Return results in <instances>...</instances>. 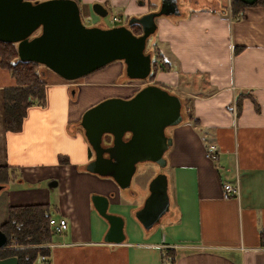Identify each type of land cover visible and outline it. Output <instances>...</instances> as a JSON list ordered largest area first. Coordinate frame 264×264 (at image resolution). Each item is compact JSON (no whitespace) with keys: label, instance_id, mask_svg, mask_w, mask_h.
Segmentation results:
<instances>
[{"label":"crops","instance_id":"0c3cea01","mask_svg":"<svg viewBox=\"0 0 264 264\" xmlns=\"http://www.w3.org/2000/svg\"><path fill=\"white\" fill-rule=\"evenodd\" d=\"M77 1L86 10L95 2L108 3L122 19L157 10L162 2ZM230 3L177 0L179 14L157 18L155 45L169 65L157 72L153 83L181 99L190 98L199 120H184L169 134L173 143L165 157L173 177L166 174L175 206L173 210L170 205L164 216L168 221L159 222L160 237L157 233L146 236V241L134 240L130 228L151 232L155 227L146 230L135 216L146 198L124 193L112 178L86 170L94 155L81 129L83 113L105 98L135 93L127 85L126 71L118 81L120 61L100 69L111 75L105 83L96 81L100 70L74 81L46 82V104L29 109L18 133L8 132L4 120V89L15 81L0 83V166L19 169L17 178L0 190V227L11 206L51 203L53 216L68 220L67 230L51 243V264H166L162 258L166 248L175 251L173 264H264V5L233 18ZM241 93L246 97L237 114ZM32 111L40 115L35 118L37 127L29 131L26 121ZM212 145L216 153L211 156ZM61 157L68 161L61 162ZM54 182L60 188L57 204L51 202L48 189ZM226 183L238 187L239 193L227 197ZM94 193L108 196L109 211L124 217L122 243L105 241L109 223L95 209ZM123 198L132 199L127 211L119 203ZM180 226L186 228L184 242L176 241Z\"/></svg>","mask_w":264,"mask_h":264},{"label":"water","instance_id":"95a60500","mask_svg":"<svg viewBox=\"0 0 264 264\" xmlns=\"http://www.w3.org/2000/svg\"><path fill=\"white\" fill-rule=\"evenodd\" d=\"M92 10L99 17L108 14L107 7L99 2ZM173 14H179L177 0H162L158 10L132 16L124 25L88 26L77 0H0V41L16 43L20 60L41 64L67 81L115 61L124 62L129 79L144 80L152 72V54L146 49L149 37L157 31V18ZM133 24L141 26V34L131 30ZM184 120L181 97L158 84H148L131 97L99 101L85 110L80 121L94 152L86 170L129 189L140 163L153 162L161 169L167 166L165 154L173 143L167 128ZM107 136L111 141L106 142ZM148 189L135 213L146 230L170 211L168 175L160 171ZM91 200L109 223L105 241L122 243L126 238L124 217L109 211L108 196L94 193ZM7 245L8 236L0 228V249ZM0 264H19V260L16 256L0 258Z\"/></svg>","mask_w":264,"mask_h":264},{"label":"trees","instance_id":"16d2710c","mask_svg":"<svg viewBox=\"0 0 264 264\" xmlns=\"http://www.w3.org/2000/svg\"><path fill=\"white\" fill-rule=\"evenodd\" d=\"M258 5H264V0H256L254 4H247L242 0H231L230 14L233 18H241L247 8ZM126 20L128 22L129 17ZM130 28L135 34L142 32L139 24H133ZM155 48L157 53L152 56V72L148 79H154L157 72L164 71L169 65L157 45ZM40 65L20 60L16 43L0 41V68L8 70L15 81L14 86L4 89V120L8 132H21L29 109L36 103L42 106L46 104V82H44L43 72L38 69ZM244 97L246 95L242 93L237 97V114L242 111ZM182 101L185 118L193 119L197 123L199 120L194 118L191 99L187 97ZM255 105L259 110V104L255 102ZM82 131L84 132L83 129ZM90 155L93 156L92 150ZM62 161L67 162L68 159L61 157ZM18 170L8 165L0 166V185H7L16 179ZM53 211L51 203L11 206L7 221L0 227L8 236L7 248L0 249V258L16 256L19 264H42L41 256L50 255L51 250L48 245L53 243L56 235L60 234L50 223ZM261 245L264 246V230L261 231ZM162 258L163 263L173 264L174 249L162 250Z\"/></svg>","mask_w":264,"mask_h":264},{"label":"rangeland","instance_id":"374dc122","mask_svg":"<svg viewBox=\"0 0 264 264\" xmlns=\"http://www.w3.org/2000/svg\"><path fill=\"white\" fill-rule=\"evenodd\" d=\"M96 3V2H95ZM101 3V2H100ZM101 4H103L105 7L109 8V11H108V14L107 16L105 17H99L98 15H96L94 13V11L92 10H86L85 8L81 7V14H82V18H83V22L88 25V26H92V25H99V26H102V27H114L116 25H124L127 23V17L123 18V22H114L113 21V17L114 15L116 14V12L113 10V9H110V4H106L104 2H102ZM162 4V2H161ZM161 4H157L155 7L157 8V10L161 7ZM158 6V7H157ZM99 18H98V17ZM101 22H100V21ZM158 42L157 40V32L154 33L153 35H151L148 39V43H147V49L146 51L147 52H150L153 55H155L157 52H156V48H155V44ZM115 62H119V61H115ZM122 62V61H120ZM114 63V62H113ZM110 65V64H108ZM107 65V66H108ZM120 67L122 69V77H120L118 79V81H121L123 78H125V64L124 62L120 63ZM39 71H42L43 74L46 72L45 76H44V82H49V81H52V80H55V81H63V78H61L59 75H57L56 73H54L53 71L49 70L48 68H46L45 66L43 65H40L38 67ZM102 69V68H101ZM100 70V69H99ZM8 70L6 69H2L0 68V83H5L7 81H10L11 80V77H10V74L8 75ZM114 74L115 73H112V78H114ZM124 74V75H123ZM110 78H111V75H109L105 70H100L98 71V73L96 72V81L99 82V83H105L107 81H110ZM65 80V79H64ZM14 81V80H13ZM155 82V78L154 79H144V80H132L130 79L129 80V84L128 87L133 90L132 93H134V91H137V90H140L141 88H143L144 86L150 84V83H153ZM154 84V83H153ZM131 97V96H130ZM36 104H39V103H36ZM185 116V115H184ZM187 122V119L185 118V123ZM174 129V126L172 127H168L167 128V133L168 134H172V131ZM107 141H111L110 138H107ZM92 154L94 155V152L92 150ZM161 170V168L153 163V162H145V163H140L138 165V168H137V171L132 179V183H131V187L129 189H126V190H123V192L127 193V194H132V191L136 193V195L134 196H137V197H140V198H146V196L148 195V185L151 181V179L159 173V171ZM162 171H164L165 173L167 174H172V177H173V170L167 165ZM48 189L50 191V195L52 197V201L53 203L57 204L58 202V197L60 196V188L57 184L55 185H48ZM174 192H175V189H174V182L172 180V183H171V187H170V193H171V197H174ZM132 199L130 200H126V198H123L121 201H119V203H121V205H123V207L125 208H122L123 211H127L128 209L131 208L132 206ZM172 206V209L174 210V206H175V202H174V198H173V203L171 204ZM171 209V210H172ZM110 211L112 210V208L109 209ZM118 211H121V210H118ZM125 218L129 221V220H134L133 217H131V215H127L125 216ZM167 217H163L162 219V224L166 221H168ZM126 220V223L128 222ZM134 224L135 221H133ZM161 223H158L155 225L154 229H152L151 232H144V230H141V229H136L135 227H132L129 229V226H128V229H129V232L131 233V235L133 236L132 238L134 240H137L138 242L139 241H146L145 240V237L146 236H152V234H157L161 235ZM165 224V223H164ZM168 227V226H166ZM166 227H164V229H166ZM181 229L183 230H178V232H180L178 235V238L176 239L177 242H184L186 239L185 236H186V228L184 226H180ZM163 230V229H162ZM169 231V230H168ZM140 233H142L143 235L141 236ZM136 237V238H135ZM171 241H174L175 240H171Z\"/></svg>","mask_w":264,"mask_h":264},{"label":"built area","instance_id":"2783aa9c","mask_svg":"<svg viewBox=\"0 0 264 264\" xmlns=\"http://www.w3.org/2000/svg\"><path fill=\"white\" fill-rule=\"evenodd\" d=\"M113 21L120 23V22H123V19L118 15H114ZM210 152L211 153L209 155L211 156L214 155L216 153V146L212 145L210 147ZM224 188H225L227 197L229 195H236L239 193L238 187H235L230 183H226L224 185ZM50 223L53 225V227L58 233H62L66 231L68 228V220L66 218H57L55 216H52V218L50 219ZM51 246L52 244L48 245L49 248H51ZM40 261L42 264H51L49 261V256H41Z\"/></svg>","mask_w":264,"mask_h":264},{"label":"clouds","instance_id":"9594fccd","mask_svg":"<svg viewBox=\"0 0 264 264\" xmlns=\"http://www.w3.org/2000/svg\"><path fill=\"white\" fill-rule=\"evenodd\" d=\"M38 115H40V113L35 112V111H32V112H31V117H32V118H31V119H28V120L26 121V123H27V125H28V128H29V131H32L34 128L37 127L35 118H36Z\"/></svg>","mask_w":264,"mask_h":264},{"label":"flooded vegetation","instance_id":"af4514ba","mask_svg":"<svg viewBox=\"0 0 264 264\" xmlns=\"http://www.w3.org/2000/svg\"><path fill=\"white\" fill-rule=\"evenodd\" d=\"M128 136H129V135H127V137H128ZM127 137H126V138H127ZM107 138H110V137L107 136ZM107 138H106V140H107ZM106 142H108V141H106ZM106 144H107V143H106Z\"/></svg>","mask_w":264,"mask_h":264}]
</instances>
